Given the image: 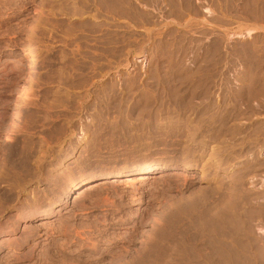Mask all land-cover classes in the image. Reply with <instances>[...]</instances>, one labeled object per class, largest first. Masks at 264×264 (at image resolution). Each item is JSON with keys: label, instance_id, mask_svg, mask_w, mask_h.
I'll return each instance as SVG.
<instances>
[{"label": "rangeland", "instance_id": "374dc122", "mask_svg": "<svg viewBox=\"0 0 264 264\" xmlns=\"http://www.w3.org/2000/svg\"><path fill=\"white\" fill-rule=\"evenodd\" d=\"M0 264H264V0H0Z\"/></svg>", "mask_w": 264, "mask_h": 264}, {"label": "bare ground", "instance_id": "6f19581e", "mask_svg": "<svg viewBox=\"0 0 264 264\" xmlns=\"http://www.w3.org/2000/svg\"><path fill=\"white\" fill-rule=\"evenodd\" d=\"M254 31H249V32H247L246 34H247V36H252V35H254ZM26 51H28V52H31V50H30V48H27V50ZM24 98V97H23ZM155 172V169L154 168H150V169H148V170H146V172H145V175H148V176H144V177H149V178H143V179H148V181H150V176L149 175H151V174H153ZM118 179V178H117ZM126 179H128V185H130L133 181H134V179L132 178V176H128ZM142 180V179H141ZM118 181V180H117ZM116 181V182H117ZM96 183H98V182H96ZM95 184V183H94ZM94 184H89L88 186H86V189H88L87 191H85V192H82L78 197H83V195L86 193V192H88V191H91V190H93V189H95V186H94ZM90 187V188H89ZM97 188L98 187H100V185H97L96 186ZM79 191H81V190H79ZM80 192H78V194H79ZM216 236V235H215Z\"/></svg>", "mask_w": 264, "mask_h": 264}]
</instances>
